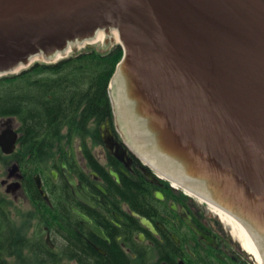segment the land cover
<instances>
[{"label":"water","instance_id":"1","mask_svg":"<svg viewBox=\"0 0 264 264\" xmlns=\"http://www.w3.org/2000/svg\"><path fill=\"white\" fill-rule=\"evenodd\" d=\"M98 35L119 36L108 95L132 147L238 220L264 264V0H0V77Z\"/></svg>","mask_w":264,"mask_h":264},{"label":"flooded vegetation","instance_id":"2","mask_svg":"<svg viewBox=\"0 0 264 264\" xmlns=\"http://www.w3.org/2000/svg\"><path fill=\"white\" fill-rule=\"evenodd\" d=\"M110 104L98 138L62 135L55 144L0 116V264H255L208 203L132 147Z\"/></svg>","mask_w":264,"mask_h":264},{"label":"trees","instance_id":"3","mask_svg":"<svg viewBox=\"0 0 264 264\" xmlns=\"http://www.w3.org/2000/svg\"><path fill=\"white\" fill-rule=\"evenodd\" d=\"M122 57L119 45L84 48L55 63H34L0 78V116L21 120L33 139L52 144L60 136L98 138L111 118L108 86Z\"/></svg>","mask_w":264,"mask_h":264},{"label":"bare ground","instance_id":"4","mask_svg":"<svg viewBox=\"0 0 264 264\" xmlns=\"http://www.w3.org/2000/svg\"><path fill=\"white\" fill-rule=\"evenodd\" d=\"M113 38L114 40L116 41H119V36H110V35H98L96 37H94L93 39H91L90 41H88L87 43H95V42H98V41H104V39L106 38ZM86 45L83 44L82 46L80 47H84ZM79 47V48H80ZM72 50H68V51H63V52H57V53H52L50 54L48 57H45L44 55H41V56H35L31 59L32 60H36V59H45V60H56L58 58H60L61 56L71 52ZM20 68V67H19ZM18 68V69H19ZM17 69V68H16ZM118 82H119V79L118 81L116 82V87H117V92H118ZM116 103H117V99H116ZM152 163V162H151ZM152 165L154 167L157 168V164H154L152 163ZM162 173V172H161ZM164 174V173H163ZM172 183H178L176 182L174 179L170 178ZM179 181V180H177ZM181 182V181H180ZM183 183V182H181ZM185 184V183H184ZM187 185V184H186ZM189 186V185H187ZM191 187V186H190ZM193 188V187H192ZM212 210L220 217V219L224 222V223H227V225L230 226V228L232 229V233L238 238V240L240 241L242 247L244 248V250L249 253L252 257H254L253 253H252V250L248 244V241L245 237V234L241 228V225L239 223L238 220H236L232 215H230L229 213H227L225 210L223 209H220L219 207H216L215 205H210Z\"/></svg>","mask_w":264,"mask_h":264},{"label":"rangeland","instance_id":"5","mask_svg":"<svg viewBox=\"0 0 264 264\" xmlns=\"http://www.w3.org/2000/svg\"><path fill=\"white\" fill-rule=\"evenodd\" d=\"M106 39V38H105ZM105 41V40H104ZM105 42H103V41H98V42H95V43H93L92 44V47H94V48H97V49H103V50H105V49H109V48H111V47H113L114 45H116V43H108V44H104ZM85 47H80V48H77V49H74V50H72V52H76V51H80V50H82V49H84ZM72 52H69V53H67V54H65L63 57H60V59H62V58H65V57H67L68 55H70ZM59 58L58 59H56L55 61H53V60H48V61H44L43 59H37V60H35L34 62L36 63V62H40V63H55L56 61H58V60H60ZM33 62V63H34ZM223 223V225L226 227V229L228 230V231H231V233H232V229L230 228V226L229 225H227V223H224V222H222ZM232 235H233V237H234V239L235 240H238V238L232 233ZM239 241V240H238ZM240 242V241H239ZM247 253V252H246ZM248 255H250L249 253H247Z\"/></svg>","mask_w":264,"mask_h":264}]
</instances>
